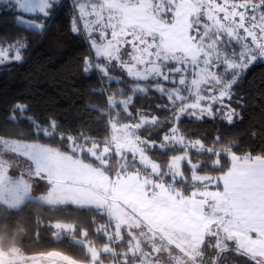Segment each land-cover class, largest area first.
I'll return each instance as SVG.
<instances>
[{
    "label": "snow or ice",
    "instance_id": "1",
    "mask_svg": "<svg viewBox=\"0 0 264 264\" xmlns=\"http://www.w3.org/2000/svg\"><path fill=\"white\" fill-rule=\"evenodd\" d=\"M0 6L42 33L62 0ZM71 16L89 47L82 71L101 84L103 107L92 110L106 135L10 106L7 121L30 129L0 135V264H226L229 254L264 264V148L182 130L184 118H241L231 102L264 61V0H71ZM27 47L22 36L0 41V66L22 61ZM152 94L160 114L137 104ZM32 205L57 217L34 216L35 236L70 241L79 257L28 253ZM69 207L87 209V220H69Z\"/></svg>",
    "mask_w": 264,
    "mask_h": 264
},
{
    "label": "trees",
    "instance_id": "2",
    "mask_svg": "<svg viewBox=\"0 0 264 264\" xmlns=\"http://www.w3.org/2000/svg\"><path fill=\"white\" fill-rule=\"evenodd\" d=\"M14 15L13 10L0 6V41L11 43L22 36L28 47L22 61L0 66V135L17 138V131L30 129L26 120L18 124L7 121L8 110L16 102L27 104L28 114L41 121L51 117L69 131L83 129L96 137L106 135L104 124L97 123L99 114L92 110L103 107V98L96 91L101 84L95 76L82 71V60L89 54V47L83 36L71 31V0H62V7L42 33L14 25ZM234 91L231 103L241 117L234 125L184 118L182 130L192 139L206 137L208 144L220 135L237 142L241 151L259 152L264 148V61L256 62ZM160 102L152 94L140 98L137 104L158 112L155 105ZM69 212L68 219L73 221H86L89 216L87 209L69 207ZM34 216L57 218L35 205L23 214L22 226L27 232L21 240L29 254L61 250L80 256L79 249L71 246L70 241L57 242L47 233L37 238L33 232ZM226 264H245V258L229 254Z\"/></svg>",
    "mask_w": 264,
    "mask_h": 264
},
{
    "label": "rangeland",
    "instance_id": "3",
    "mask_svg": "<svg viewBox=\"0 0 264 264\" xmlns=\"http://www.w3.org/2000/svg\"><path fill=\"white\" fill-rule=\"evenodd\" d=\"M151 111V110H150ZM238 111V110H237ZM239 112V111H238ZM158 114H160L159 112H157ZM7 138H11V137H7ZM11 139H15V138H11ZM24 165H23V163L21 162V161H19V160H17L16 161V167L17 168H22ZM15 171H16V168H14V170H13V174H15Z\"/></svg>",
    "mask_w": 264,
    "mask_h": 264
},
{
    "label": "crops",
    "instance_id": "4",
    "mask_svg": "<svg viewBox=\"0 0 264 264\" xmlns=\"http://www.w3.org/2000/svg\"><path fill=\"white\" fill-rule=\"evenodd\" d=\"M45 264H47V262H45Z\"/></svg>",
    "mask_w": 264,
    "mask_h": 264
}]
</instances>
